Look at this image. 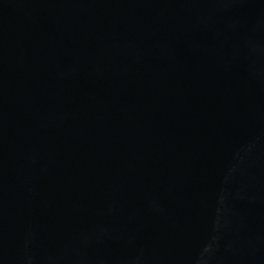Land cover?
<instances>
[{"label":"water","instance_id":"water-1","mask_svg":"<svg viewBox=\"0 0 264 264\" xmlns=\"http://www.w3.org/2000/svg\"><path fill=\"white\" fill-rule=\"evenodd\" d=\"M0 264H264V0H0Z\"/></svg>","mask_w":264,"mask_h":264}]
</instances>
